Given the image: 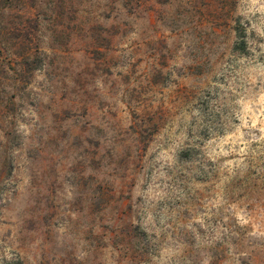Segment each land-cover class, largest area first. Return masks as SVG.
I'll list each match as a JSON object with an SVG mask.
<instances>
[{
	"label": "rangeland",
	"instance_id": "374dc122",
	"mask_svg": "<svg viewBox=\"0 0 264 264\" xmlns=\"http://www.w3.org/2000/svg\"><path fill=\"white\" fill-rule=\"evenodd\" d=\"M0 264H264V0H0Z\"/></svg>",
	"mask_w": 264,
	"mask_h": 264
}]
</instances>
